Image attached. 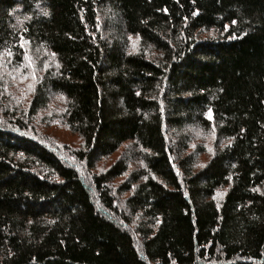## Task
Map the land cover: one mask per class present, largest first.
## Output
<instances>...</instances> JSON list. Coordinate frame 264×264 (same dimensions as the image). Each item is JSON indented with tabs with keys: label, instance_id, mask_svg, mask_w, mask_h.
Returning <instances> with one entry per match:
<instances>
[{
	"label": "trees",
	"instance_id": "1",
	"mask_svg": "<svg viewBox=\"0 0 264 264\" xmlns=\"http://www.w3.org/2000/svg\"><path fill=\"white\" fill-rule=\"evenodd\" d=\"M26 50L27 103L0 74V264H264V0H0L6 66ZM56 97L77 149L37 119Z\"/></svg>",
	"mask_w": 264,
	"mask_h": 264
},
{
	"label": "rangeland",
	"instance_id": "2",
	"mask_svg": "<svg viewBox=\"0 0 264 264\" xmlns=\"http://www.w3.org/2000/svg\"><path fill=\"white\" fill-rule=\"evenodd\" d=\"M129 40L131 50H136L139 48V42L136 37H130ZM0 54V74H6V81L4 82V85L7 82V88H10L9 93H11L13 97L9 99L13 100L16 98L17 104L18 102H21V105H24V103H27L31 98L33 89L35 87V84L37 83L34 73L39 70H42L47 63L44 62L40 67H37V61L35 62L34 60V58H36L35 55H33L30 51H27V55L25 56L23 65H19L16 68H12L6 66V60H8V57L4 54L2 55V53ZM38 58L39 57L37 56L36 59ZM9 83L11 84V86H9ZM60 111L61 99L57 97L54 99L52 98V100L48 104V107L38 114L37 119L41 122V124L46 125V127H48L47 129L51 131L50 133L53 135L52 137H54V141H56L58 148L61 149L62 147L66 149H77L80 146V140L71 131H69L64 124L61 123L59 118ZM197 132L199 133V131ZM197 138L198 139H196L195 141L196 144L202 143L204 146H206V151H208L211 146L212 138L209 135L204 139L200 138L199 136H197ZM121 155L122 150L120 149L112 155L101 158L96 163L95 169H86L85 174L91 175L93 171L99 172L105 170L106 168L111 166V164L116 161ZM125 178L126 175H123L113 182L114 193L115 185L120 184L122 181L125 180ZM126 195L127 193L125 192L118 194L121 199H124Z\"/></svg>",
	"mask_w": 264,
	"mask_h": 264
},
{
	"label": "snow or ice",
	"instance_id": "3",
	"mask_svg": "<svg viewBox=\"0 0 264 264\" xmlns=\"http://www.w3.org/2000/svg\"><path fill=\"white\" fill-rule=\"evenodd\" d=\"M45 15H47V12L44 13ZM195 15V13H193ZM233 23H235V21H233ZM54 55V54H53ZM211 118V117H209ZM203 167V165H201ZM219 194V193H218ZM159 222V221H158Z\"/></svg>",
	"mask_w": 264,
	"mask_h": 264
}]
</instances>
